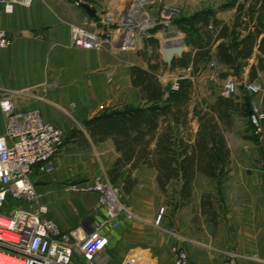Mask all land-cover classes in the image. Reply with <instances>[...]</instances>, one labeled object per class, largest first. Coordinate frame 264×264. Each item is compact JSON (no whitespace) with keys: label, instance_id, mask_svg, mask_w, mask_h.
I'll return each mask as SVG.
<instances>
[{"label":"crops","instance_id":"0c3cea01","mask_svg":"<svg viewBox=\"0 0 264 264\" xmlns=\"http://www.w3.org/2000/svg\"><path fill=\"white\" fill-rule=\"evenodd\" d=\"M92 1L94 7L90 8L76 6L70 0H33L29 6L16 5L10 13L0 4V28L6 29L12 40L7 48L0 49V88L14 91L16 102L21 108H39L48 122L65 131L63 151L53 160V171L46 172L37 168L32 175L34 184L48 197L51 206L49 217L63 231L85 221L97 223L109 218L104 208H97L99 191L80 193L72 190L71 186L86 187L97 176L103 159L112 155L113 162L120 156L113 139L94 138L86 122L110 106L120 109L126 104V57L122 53L116 54L117 52L73 47L70 27L74 24L94 31L99 12H119L124 4L123 0ZM167 1L181 3L177 0ZM182 8V16L208 9L214 11L213 20L217 22L211 30L213 39L210 44L214 53L221 43H227L233 48L234 43L244 39L249 32H257L256 26L259 25L258 0H183ZM224 26L228 28L227 35H222ZM184 34V54L194 53L197 47L189 43L188 35ZM236 35L238 39L235 40ZM263 37L264 33L259 41ZM259 57L264 55L256 45L251 57H239L233 63L221 62L215 54L212 58L217 67L226 73L230 71L247 80L264 83V70L259 68ZM254 66L257 77L252 78ZM113 69L117 73L111 83L108 76ZM136 90L140 94L137 102L128 101L133 106L141 105L142 102L140 90L134 87L133 92L136 93ZM231 98L240 104L245 102ZM260 107L264 110V94L260 99ZM2 131L0 114V132ZM103 146L108 147L110 155L106 154ZM260 148L261 154L256 160L258 168L247 176L251 177V185L259 186L258 192L263 195L264 184L257 183L259 179L264 183V138ZM234 158L232 152L230 160L233 161ZM147 173L150 174L152 183L155 181L158 184V171L147 166H141L132 172L126 169L119 178H131L134 185L127 190H132ZM200 177L217 181L202 173H198L195 180ZM179 198L182 199L180 195ZM143 204L135 202L126 206L131 215L124 211L117 226L109 221L102 229L117 264H122L131 257L142 264H173L175 246L188 250L198 264H214L207 258L213 257L210 251L216 250L215 248L210 251L201 248L197 252L190 248L188 223L180 219L178 213L166 206L164 220L161 218L162 221L158 222L159 206L150 202L149 208L152 211L144 213ZM261 230L255 235L249 229L238 230L241 236L243 233L242 240L237 243L238 251L241 252L244 248L260 256L256 261L242 264H263L264 236ZM163 249L165 252L159 255V250Z\"/></svg>","mask_w":264,"mask_h":264},{"label":"built area","instance_id":"2783aa9c","mask_svg":"<svg viewBox=\"0 0 264 264\" xmlns=\"http://www.w3.org/2000/svg\"><path fill=\"white\" fill-rule=\"evenodd\" d=\"M70 1L79 7H94L92 0ZM32 2L33 0H0L4 10L9 13L13 12L16 5L29 6ZM162 7V11L146 12L141 24L132 25L128 29L119 27V23L125 21V14L122 15L120 11L99 12L94 31L71 25V45L96 50L110 48L122 52L129 35L133 39L135 50L139 33L164 41L180 38L184 43V32L174 24V17L180 14V10L166 2ZM135 14V11H131L129 15ZM169 31H174L177 35L163 38ZM11 41L8 31L0 28V49L7 48ZM212 65H215L214 61ZM238 86L235 77L227 76L223 95L231 97ZM244 89L249 93L264 92L263 84L256 81L246 82ZM168 93L166 91V95ZM257 110V105L252 102L250 119L255 127V134L262 137L264 114L259 113L257 117ZM0 114L3 123V131L0 132V264H111L113 255L102 229L109 221L117 226L121 214L127 211L131 215V211L116 197L112 198L108 194L106 188H111L97 180L88 189L100 192L97 208H104L109 218L97 223L85 221L63 231L49 217V205L43 200L42 194L40 197L37 192L32 175L37 168L46 172L53 171V160L63 151L64 129L48 122L39 108H21L16 102L14 91L1 88ZM71 189L83 191L85 187L73 185ZM10 202H16L17 205L9 211ZM173 253V264H198L184 247H173ZM122 264L142 263L131 257ZM219 264L242 263L238 255L230 253Z\"/></svg>","mask_w":264,"mask_h":264},{"label":"rangeland","instance_id":"374dc122","mask_svg":"<svg viewBox=\"0 0 264 264\" xmlns=\"http://www.w3.org/2000/svg\"><path fill=\"white\" fill-rule=\"evenodd\" d=\"M177 1L181 3L176 4L174 2L173 4V2L167 0H123L122 4H124V7L120 12L122 15L125 14V21H122L123 23L120 22L119 27L128 29L132 25L141 24L143 15L146 12L151 13L153 10L160 9L162 11V6L165 2L179 9L181 15L179 14L177 17H180L184 11V7L182 8L183 0ZM131 11H135L137 14L129 15ZM177 17H174V19ZM176 35L174 31H169L163 38H173ZM151 38L158 41L157 46L153 45ZM130 39L132 40V38ZM163 41V39L159 40L156 37H150L146 33H139L136 37L137 48L135 50H125L116 53L115 50L110 48L102 49L116 54L122 53L126 57L124 76L126 81V104L120 107L121 109L133 106L128 101L132 102L135 100L137 102L138 95H140L137 90L136 93L133 92L131 68L139 66L150 69L151 64L157 66L152 72L157 75L165 91H173L178 96H181L187 89L186 87H188L191 107L195 102H198L201 107L208 108V105L215 102L216 96L224 94L226 78L231 75L239 83L238 89L231 97L241 101L249 99L257 105L258 113L256 116L258 117L259 113L264 114V110L260 107V99L264 93H249L244 89L245 83L250 80L245 77L242 78V76H236L230 71L226 73L223 69L217 67L216 64L212 65L213 58L205 60L204 63L200 64L198 70H193L192 65H190L191 67L182 66L180 58H175V65L170 66L161 50ZM116 73V69L109 72L108 80L111 83L114 81ZM256 82L264 86L263 82L259 80ZM141 105H144L143 100ZM110 108L114 107L110 106ZM199 130L200 125L197 119L192 118L189 122L188 130L185 131L195 135ZM222 131L226 137L230 152H234L235 155L233 161L229 159L226 168L227 175L222 180L215 182L208 180L206 177H200L195 180L193 191L186 199L180 194L179 183L169 185L167 186V191H163L155 181L152 183L149 173L144 176L140 184H136L134 189L127 190L132 179L128 180V177L125 180L118 178L114 181L112 179L110 169L115 161L111 162L112 155H110L107 146H103V149L110 157L102 160L97 176H95L92 183L85 185V189L80 191V193H88L90 191L88 187L95 185L96 181L99 180L103 185L111 188L114 196L125 206H130L135 202L147 203L143 204L142 212L149 213L152 211L149 208V203H156L159 206L160 213L158 222H160L161 218L164 220L167 206L174 213H178L180 219L188 223L187 237L189 238L190 248H194L196 252L201 250V248L209 251L210 249H216L210 251L213 257H208V261L219 264L230 253L238 255L241 263L256 261L255 259H259L260 256L252 254L244 248L241 249V252L238 251L237 243H240L243 236V233L241 236V233L238 232L240 228L242 231L243 229H249L252 234L258 233L262 228L261 231L264 236V194L262 195L258 192L260 190L259 186L251 185V177L247 176V174L253 173L258 168V161L256 160L261 154L260 145L264 135L258 137L255 134V127L251 122L250 116H243L242 111L235 112L231 124L229 126L223 124ZM262 168L264 169L263 166ZM126 169L128 167L124 171ZM257 184L264 183H261V179H259ZM35 186L40 197L42 194L43 200L51 207L47 200V195L41 193L37 184ZM195 188L196 190H194ZM179 195L182 199L179 198ZM16 205V202H10L8 210H12ZM246 217L250 218L247 219ZM164 252L165 250L163 249L159 250L158 253L161 255ZM207 255L210 254L208 253ZM112 264L117 263L113 260Z\"/></svg>","mask_w":264,"mask_h":264},{"label":"trees","instance_id":"16d2710c","mask_svg":"<svg viewBox=\"0 0 264 264\" xmlns=\"http://www.w3.org/2000/svg\"><path fill=\"white\" fill-rule=\"evenodd\" d=\"M258 13L257 32H249L244 39L235 42L233 48L221 43L216 53L210 45L213 39L211 30L217 22L213 20V10L177 17L174 24L188 35L189 43L197 47L194 53L183 54L180 64L184 67L192 65L193 70H198L200 63L214 54L219 61L229 64L239 57H251L256 45L264 55V37L259 41L264 33V0H258ZM227 32L228 28L224 26L222 35H227ZM151 40L157 46L158 41ZM259 63V68L264 70V57H259ZM172 65H175L174 60ZM156 67L150 64V69L131 68L132 84L140 90L144 105L105 109L89 119L86 125L94 138L113 139L120 153L110 169L114 181L126 167L132 172L147 166L158 171L157 182L161 190L167 191V186L179 183L180 194L186 199L193 191L198 173L217 180L227 175L231 152L222 131L223 124L229 126L237 111L250 116L252 101L245 99L240 104L231 97L220 95L208 108L201 107L198 102L191 107L188 87L181 96L173 91L166 95L161 81L152 72ZM255 77L254 66L252 78ZM192 118L197 119L200 125L195 135L185 131ZM133 185L132 180L127 189Z\"/></svg>","mask_w":264,"mask_h":264},{"label":"water","instance_id":"95a60500","mask_svg":"<svg viewBox=\"0 0 264 264\" xmlns=\"http://www.w3.org/2000/svg\"><path fill=\"white\" fill-rule=\"evenodd\" d=\"M161 50L166 62L171 65L176 57H182L185 51V45L183 42H168L163 41Z\"/></svg>","mask_w":264,"mask_h":264},{"label":"bare ground","instance_id":"6f19581e","mask_svg":"<svg viewBox=\"0 0 264 264\" xmlns=\"http://www.w3.org/2000/svg\"><path fill=\"white\" fill-rule=\"evenodd\" d=\"M130 38H132L131 36H127V44L125 45V47H124V49L122 50V51H125V50H133L134 48H133V39L131 40ZM181 42L182 40L180 39V38H178V39H175L174 41L172 40V42ZM168 42H171V41H168ZM106 190L108 191V194L112 197V198H115V196H114V194H113V192L110 190V189H108V188H106ZM2 257V256H1Z\"/></svg>","mask_w":264,"mask_h":264}]
</instances>
